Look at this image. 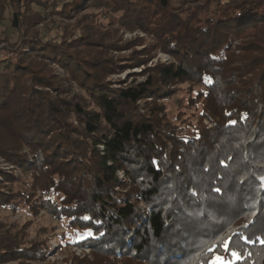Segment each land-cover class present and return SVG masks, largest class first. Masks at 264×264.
I'll return each instance as SVG.
<instances>
[{
    "label": "trees",
    "instance_id": "16d2710c",
    "mask_svg": "<svg viewBox=\"0 0 264 264\" xmlns=\"http://www.w3.org/2000/svg\"><path fill=\"white\" fill-rule=\"evenodd\" d=\"M60 1L0 2L13 48L0 58V156L21 171L0 170V208L50 214L62 243L90 249L71 264H212L232 252L234 264H264V0ZM49 22L60 39L42 38ZM122 30L148 39L122 42ZM158 52L171 61L149 66ZM137 66L143 82L107 81ZM194 210L185 231L177 217ZM58 226L31 235L0 221V264L44 262Z\"/></svg>",
    "mask_w": 264,
    "mask_h": 264
},
{
    "label": "rangeland",
    "instance_id": "374dc122",
    "mask_svg": "<svg viewBox=\"0 0 264 264\" xmlns=\"http://www.w3.org/2000/svg\"><path fill=\"white\" fill-rule=\"evenodd\" d=\"M68 1V0H67ZM1 2V0H0ZM61 3L64 2V0L60 1ZM89 11H99V10H93L90 9ZM70 24H74V20H68ZM7 29V36L10 39V43H14L17 38H18V33L13 30L12 28L9 27V22H5ZM40 32L41 36L44 40H50V39H60V36L62 34V28L59 26L58 23L52 24L51 22L41 25L40 26ZM249 33H255V30L249 31ZM122 42L129 41L133 39L135 36L139 35L142 37H145V34L142 32H127L123 31L120 33ZM4 34L0 35V58H3L6 55V51H9V55H12V50L13 49L9 44L5 42H1V39L3 38ZM259 36L264 40V31H261V34ZM148 39V37H145ZM11 48V49H10ZM143 47H138V50H141ZM8 54V53H7ZM116 55L120 56H129L131 54V51H122L120 53L115 52ZM222 57L223 54H219L214 57V62L212 69L216 70L219 65L222 63ZM158 60L161 62L169 63L171 61V57L168 54L158 52L157 57L149 63V66L155 65ZM53 67L57 70V73L61 75V77L66 76V72L59 68L57 65H53ZM144 69V66H137L133 69H127L121 73H116L113 75H110L107 78V81L110 82L111 86L114 88H119V81L126 82L125 85L130 84L132 80H137L138 82H143L146 78L145 75H142V71ZM185 87V86H184ZM78 91V87L74 86L73 87V92ZM179 96H183V93H180ZM151 100V99H148ZM141 106V110L143 111V106L145 104L144 101L139 102ZM167 107H168V112L172 115L175 116L177 113V106H176V101H169L167 102ZM205 124H207L209 127L211 126L208 121H205ZM25 152H27V149H24ZM19 167H16L15 165H12L11 163L5 161L3 157L0 156V170L5 171V172H14V175L19 176L21 171L19 170ZM123 174H121L122 176ZM26 179H29V176L25 177ZM0 181H2V176H0ZM0 221H5V222H17L20 224H25L26 222L29 223L28 231L31 233V235L35 234L36 228L41 227V226H46V227H55L58 226V221L54 219L50 214H47L45 211L41 210L36 216H31L28 215L25 212H19V213H13L9 210L0 208ZM56 234L58 236L50 235L48 237V241L50 244V252L46 258V260L42 263H34V264H71V261L73 260L74 257H83L84 254H89L90 249H81L79 247H76L74 245H68L65 242L62 243V240L60 239V235L66 234L65 229L59 225L56 227ZM75 235L74 233L71 232V235ZM86 233H81L78 236L84 237ZM68 240H71L68 239ZM63 244V245H62ZM222 261L224 262H231V264H234V261L236 260V257H234L233 260H229L227 258H221ZM216 261V259L214 260ZM8 264H17L16 262H11ZM213 264V263H212ZM216 264H220V261H217Z\"/></svg>",
    "mask_w": 264,
    "mask_h": 264
},
{
    "label": "snow or ice",
    "instance_id": "6c2138e0",
    "mask_svg": "<svg viewBox=\"0 0 264 264\" xmlns=\"http://www.w3.org/2000/svg\"><path fill=\"white\" fill-rule=\"evenodd\" d=\"M205 82L206 83H210L211 80L210 78H205ZM231 113H226V116H230ZM237 122L236 121H229V127L235 125ZM183 179L182 178H177V187H176V191H181L182 190V187H183ZM220 189H217V192H219ZM184 204H187L188 207H193V205L196 203L195 201H191L190 199L188 198H185L184 201H183ZM214 205H212L211 203L209 204V207H212ZM183 211V209H182ZM196 216H198V213L194 210L192 211L191 213L187 214L186 216H183V217H177V220L178 222L180 223H183L184 225V229L185 231H191L194 227H195V224L197 223V221L194 219ZM84 219H89V217H84ZM247 227V226H246ZM217 233H219L220 231H223V227H219L217 228ZM88 236H92L93 233L91 231H89L87 233ZM81 239H83V237L81 236L80 237ZM239 238V233L237 234V236L233 239V241H229L227 242L226 244V247L227 248H231L232 247V244L234 243L235 239H238ZM251 239V237H248L246 238V242H248L249 240ZM232 255L234 257H236L237 259H239L242 255V253H238V252H232ZM217 261H220V264H231V262H224L221 260L220 257H217L216 258V261L213 262V264H216Z\"/></svg>",
    "mask_w": 264,
    "mask_h": 264
},
{
    "label": "built area",
    "instance_id": "2783aa9c",
    "mask_svg": "<svg viewBox=\"0 0 264 264\" xmlns=\"http://www.w3.org/2000/svg\"><path fill=\"white\" fill-rule=\"evenodd\" d=\"M122 173H120V175H121ZM121 177H123V175L121 176Z\"/></svg>",
    "mask_w": 264,
    "mask_h": 264
}]
</instances>
